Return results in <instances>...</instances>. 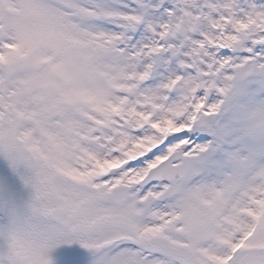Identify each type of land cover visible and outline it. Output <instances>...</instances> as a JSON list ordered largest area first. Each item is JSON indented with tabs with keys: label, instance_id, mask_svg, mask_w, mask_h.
Masks as SVG:
<instances>
[{
	"label": "snow or ice",
	"instance_id": "obj_1",
	"mask_svg": "<svg viewBox=\"0 0 264 264\" xmlns=\"http://www.w3.org/2000/svg\"><path fill=\"white\" fill-rule=\"evenodd\" d=\"M0 264H264V0H0Z\"/></svg>",
	"mask_w": 264,
	"mask_h": 264
}]
</instances>
